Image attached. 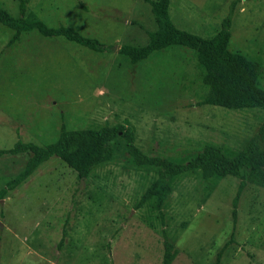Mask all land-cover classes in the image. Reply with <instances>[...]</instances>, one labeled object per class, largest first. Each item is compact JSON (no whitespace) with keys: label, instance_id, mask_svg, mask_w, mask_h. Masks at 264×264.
Here are the masks:
<instances>
[{"label":"rangeland","instance_id":"obj_1","mask_svg":"<svg viewBox=\"0 0 264 264\" xmlns=\"http://www.w3.org/2000/svg\"><path fill=\"white\" fill-rule=\"evenodd\" d=\"M148 1L27 0L25 17L65 25L98 39L92 52L62 38L13 32L0 25V149L19 139L44 146L67 130L124 124L151 155L187 157L205 144L245 149L264 121V108L198 106L206 88L195 54L172 46L135 65L117 53L143 45L155 30ZM229 49L257 61L264 87V0H170L182 30L212 37L228 14ZM17 17V0H0ZM28 154L0 157V189L20 173ZM235 228L231 200L239 179L201 181L183 174L163 209L177 250L171 264H264V191L245 173ZM156 170L132 165L118 144L113 159L83 180L56 157L42 163L0 200V264H161V225L150 204L136 208Z\"/></svg>","mask_w":264,"mask_h":264},{"label":"trees","instance_id":"obj_2","mask_svg":"<svg viewBox=\"0 0 264 264\" xmlns=\"http://www.w3.org/2000/svg\"><path fill=\"white\" fill-rule=\"evenodd\" d=\"M17 1V17L0 7V25L13 32L10 43L23 34L36 33L43 38H62L96 53L106 50L98 39L84 36L70 26L51 27L40 20H28L25 17L27 0ZM148 3L154 17L155 30L147 33V41L143 45H121L117 49L120 56L135 65L155 52L172 46L188 49L195 54L203 72L201 81L206 88L205 93L200 96L198 106L211 105L228 110L264 108V87L259 85L261 65L242 53L229 49L233 5L222 19L219 30L210 38H202L173 24L169 16L170 0H154ZM120 142L123 153L132 165L156 170V179L140 195L136 208L150 204L159 220L163 248L161 264H171L177 255V250L165 230L163 215L164 206L171 193V183L175 178L187 173L197 174L201 181L226 176L237 177L239 183L231 200L232 229L235 228L237 207L245 187L243 173L255 177L264 191V121L258 128L256 138L249 141L243 150L233 151L226 147L205 144L199 152L187 157L143 152L135 144L133 128L124 124L73 130H67L62 124L53 143L40 146L18 139L12 147L0 149V157L28 154L22 171L0 189V200L51 157L58 158L72 169L78 180L86 179L96 167L113 159ZM232 241L233 234L217 251L214 264H220L223 253Z\"/></svg>","mask_w":264,"mask_h":264}]
</instances>
